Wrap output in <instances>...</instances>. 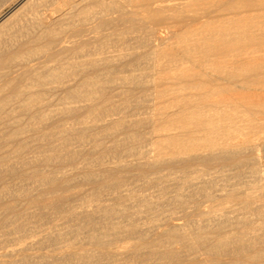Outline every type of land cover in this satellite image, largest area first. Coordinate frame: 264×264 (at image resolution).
<instances>
[{"label": "bare ground", "instance_id": "1", "mask_svg": "<svg viewBox=\"0 0 264 264\" xmlns=\"http://www.w3.org/2000/svg\"><path fill=\"white\" fill-rule=\"evenodd\" d=\"M181 1L0 0V264H264V15L160 29L264 0Z\"/></svg>", "mask_w": 264, "mask_h": 264}, {"label": "rangeland", "instance_id": "2", "mask_svg": "<svg viewBox=\"0 0 264 264\" xmlns=\"http://www.w3.org/2000/svg\"><path fill=\"white\" fill-rule=\"evenodd\" d=\"M183 1H191V0H183ZM196 1H199V0H195V2ZM262 1V0H261ZM179 2H182L181 0H179ZM175 2H168V4H174ZM130 7V8H129ZM253 7H255V8H253ZM253 7H243V9L242 8H239L238 10H236V11H230V9H232L231 8V6H227V7H224V11H222V12H217V13H213V16L211 17V18H202V19H197L196 21H194V23L195 24H193V23H191L189 26H186V25H181V24H176L175 25V23H172V24H174L173 26L172 25H167V24H165V25H163L162 27H160V29H161V31L162 32H165V30L167 29V28H169V29H167V30H169L168 32H167V30H166V32L167 33H169V35L172 37V40L170 41L171 43H175L177 40H178V37H180V36H182L183 34V36L182 37H184V36H186V35H188V36H191L192 34H194V33H196V32H199V31H201V30H204L205 29V27H206V29L208 28V30H210L211 28H213L214 26L213 25H219V24H221V20L224 18L225 20L226 19H229V17H230V19H238V17L239 18H245V16H244V14L245 13H243V12H247V13H249L248 15H246V18H250V17H257L258 18V16L260 17V14H261V17H262V15H264V10H262V9H264V7L263 6H260V5H256V6H253ZM128 8L129 9H132V7L131 6H128ZM247 8H249L250 9V11L248 10L247 11ZM260 8V9H259ZM240 9H241V12H242V10H244L242 13L240 12ZM239 11V12H238ZM223 12L225 13V14H223ZM219 13V14H218ZM233 13V14H232ZM239 13V14H238ZM246 13V14H247ZM220 14L222 15V16H220ZM228 14V15H227ZM230 14V15H229ZM236 14V15H235ZM215 15H217V16H215ZM251 15V16H250ZM254 15V16H253ZM219 16V17H218ZM215 17H217V18H215ZM236 17V18H235ZM260 17V18H261ZM259 18V19H260ZM211 19V20H210ZM214 19V20H213ZM217 20V21H216ZM206 21H207V23H206ZM211 23H210V22ZM223 21V20H222ZM200 22H203V23H200ZM213 22H214V24H213ZM204 23H205V26L203 27L202 25H204ZM207 24V25H206ZM213 24V25H212ZM192 25H194L193 27H192ZM201 25V26H200ZM209 25V26H208ZM179 26V27H178ZM185 26V27H184ZM191 26V27H190ZM167 27V28H166ZM202 27V28H201ZM200 28V29H199ZM204 28V29H203ZM219 28H221V25H220V27ZM173 30V32H171V30ZM186 29L187 30H189V29H191V30H189V33L188 32H186ZM197 29H199L198 31H197ZM182 30V31H181ZM194 30V31H193ZM178 31V32H177ZM179 31H180V33H179ZM165 32V33H166ZM186 34H185V33ZM194 32V33H193ZM173 33V34H172ZM179 33V35H177ZM180 34H182V35H180ZM181 37V38H182ZM187 37V36H186ZM169 42V43H170ZM176 45V44H175ZM247 47H249V46H247ZM247 47H237V49L236 50H232L233 52H231V50H230V52H226V54H225V52L223 53V52H221V54H218V56H217V58L215 59L216 61H217V63H215V64H219V65H221V66H224V65H231V66H236V68H238V70L236 69V71H239V72H242V71H245L244 69H248L249 68V66H251V65H253V61L251 62L250 61V59H251V57H252V59H253V57L254 58H258V56L260 57V56H264V47H262V48H260L259 49V51L258 50H255V49H253L251 46V48H247ZM235 49V48H234ZM248 50V51H247ZM253 52H252V51ZM260 50H262V51H260ZM235 51V52H234ZM241 51H242V53H241ZM249 52H251V54L249 53ZM239 53V54H238ZM228 54V55H227ZM231 54H232V56H231ZM240 54H241V56H240ZM244 54V55H243ZM247 54V55H246ZM233 55H235V56H233ZM237 55V56H236ZM239 55V56H238ZM222 57V56H224V57H222L223 58V60L226 62H224L223 60H222V58L220 59V57ZM228 56V57H227ZM248 56V57H247ZM251 56V57H250ZM238 57V58H237ZM244 59V60H247V62L246 61H244L242 58ZM245 57H247V58H245ZM237 58V59H236ZM220 59V60H219ZM234 59H236V60H234ZM238 59H240V61H237ZM219 60V61H218ZM222 60V61H221ZM215 61V62H216ZM241 61H243V63L241 62ZM248 62L251 64H249L248 65ZM222 63L224 64V65H222ZM242 63V64H241ZM189 64V67L191 66L190 65V63H188ZM186 66H188V65H186ZM196 70H198V71H200L201 69L200 68H196ZM169 74V73H168ZM170 75H173V73L171 72L170 73ZM205 80V79H204ZM207 81V80H206ZM207 84H209L210 85V83H208L207 82ZM208 85V87L205 85V88L207 87V88H209L210 86ZM250 86L251 87H253L254 89H256V92H254V90L253 91H244V90H242V89H240V90H237V91H235V95H232V94H234V91H232L231 93V95L232 96H242L243 97V95H246V94H249V93H251V94H255V93H258V95L259 96H263L264 97V82H254L253 84H250ZM242 90V91H241ZM189 92H191V90H188ZM239 91V92H238ZM247 92V93H246ZM241 93V94H240ZM230 94V93H229ZM229 96L228 94H224L223 96L225 97V96ZM230 95V96H231ZM226 96V97H227Z\"/></svg>", "mask_w": 264, "mask_h": 264}]
</instances>
